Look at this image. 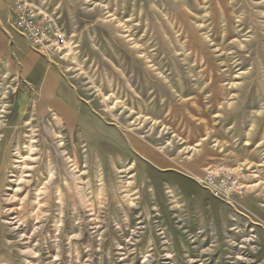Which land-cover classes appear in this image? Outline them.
<instances>
[{"label":"rangeland","instance_id":"obj_1","mask_svg":"<svg viewBox=\"0 0 264 264\" xmlns=\"http://www.w3.org/2000/svg\"><path fill=\"white\" fill-rule=\"evenodd\" d=\"M25 1L67 47L0 4V264H264V0ZM48 69L83 120L37 107ZM216 162L245 197L197 183Z\"/></svg>","mask_w":264,"mask_h":264},{"label":"built area","instance_id":"obj_2","mask_svg":"<svg viewBox=\"0 0 264 264\" xmlns=\"http://www.w3.org/2000/svg\"><path fill=\"white\" fill-rule=\"evenodd\" d=\"M13 14L14 29L37 51L60 54L66 49L65 32L52 14L39 11L35 5L25 0H16ZM196 181L213 198L221 201L242 199L249 190V173L225 163L207 166Z\"/></svg>","mask_w":264,"mask_h":264},{"label":"crops","instance_id":"obj_3","mask_svg":"<svg viewBox=\"0 0 264 264\" xmlns=\"http://www.w3.org/2000/svg\"><path fill=\"white\" fill-rule=\"evenodd\" d=\"M0 1L2 6L3 0ZM12 28L14 29L13 24ZM1 32L2 30H0V34H2ZM34 54L37 55L36 52H34ZM44 73L45 76L43 77L39 86V97L35 100L36 104H38L37 107L42 110V114L46 113L48 110H51L55 112L57 117L65 119L70 126L74 125V123L78 121L83 120L85 113L80 106L79 97L72 85L53 69H48L47 71L45 70ZM204 168L199 174L200 176ZM249 191L250 188L248 192Z\"/></svg>","mask_w":264,"mask_h":264}]
</instances>
